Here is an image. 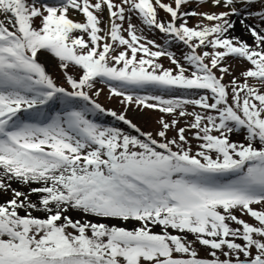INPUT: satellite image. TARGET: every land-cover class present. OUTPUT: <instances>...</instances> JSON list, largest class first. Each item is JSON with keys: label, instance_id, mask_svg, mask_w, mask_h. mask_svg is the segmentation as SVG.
<instances>
[{"label": "snow or ice", "instance_id": "obj_1", "mask_svg": "<svg viewBox=\"0 0 264 264\" xmlns=\"http://www.w3.org/2000/svg\"><path fill=\"white\" fill-rule=\"evenodd\" d=\"M191 2L0 0V14L6 16L0 19V192L12 193L0 205V264H264V210L252 207L264 205V28L246 23L253 16L264 23V11L244 15L237 7L264 5V0H211V6L228 10L184 12ZM157 8L171 20H159ZM70 10L81 13L85 22L71 19ZM105 10L109 23L101 28L97 13ZM133 15L170 37L169 43L186 46V65L155 41L142 43ZM190 16L210 23L189 27ZM232 16L240 18L254 46L230 35L236 26ZM42 50L58 59L71 90L57 85L39 62ZM138 53H143L139 59ZM161 56H168L176 69L154 62ZM230 56L254 66L242 73V84L235 78L222 82L229 71L222 62ZM70 66L79 68V79L68 72ZM98 82L109 86L110 96L122 98L125 113L135 105L167 114L178 111L193 121L178 129V140H169L167 132L178 120L169 124L161 119L157 135L163 142L151 133H141V139L105 127L90 114L107 112L141 131L125 113L106 110L94 99L103 91L96 88ZM54 106L62 107L54 111ZM188 106L203 111L189 112ZM191 129L200 141L195 153L185 136ZM241 130L247 143L233 142L231 134ZM13 181L41 186L26 193L13 189ZM33 194L39 195V204L29 199ZM69 209L140 226L130 230L81 222L65 215ZM30 210L46 217H34ZM235 211L258 224L240 219ZM155 226L160 233L152 231ZM197 242L210 249L211 259L199 258Z\"/></svg>", "mask_w": 264, "mask_h": 264}, {"label": "rangeland", "instance_id": "obj_2", "mask_svg": "<svg viewBox=\"0 0 264 264\" xmlns=\"http://www.w3.org/2000/svg\"><path fill=\"white\" fill-rule=\"evenodd\" d=\"M165 3H169V4H173V0H162ZM29 2H31V0H29ZM93 3L96 2V0H92ZM116 3H119L120 0H115ZM153 2H155V0H153ZM49 3H60V0H49ZM238 6V5H237ZM239 8H241L242 13L244 15L247 14V12H258L260 11V9L262 8V5L259 4H255L252 5L251 7L245 9L243 7V5H240ZM182 10L184 12H190L192 10H195L197 13H212V12H222V11H227L228 9L223 8V7H213L211 6V0H209V3L206 4H202L199 5L197 4L195 1L192 0L191 3H189L186 6H183ZM76 15H78L79 17H75V16H69L71 19H73L76 22H85V17L79 13L78 11H75ZM157 13H158V19L159 20H163V21H169L171 20V17L168 13L164 12L162 9L157 8ZM97 15H99L102 23H101V28H106L108 26L109 23V17H108V13L105 10L103 13H97ZM0 19H6V16L4 14H0ZM188 26L189 27H195L198 23H200L202 21V17L200 16H195V17H188ZM232 20H236L238 21V25H236V30L239 31H244V32H248V30L240 24V18L236 17V16H232L231 17ZM204 24H209L210 22H208L207 20H203L202 21ZM131 23L133 25H136L138 29H141L142 31L138 32V35H141L144 37V40H142L141 42H145L147 40H151V41H155L156 45H159L162 49H164L165 51L168 52H172L175 54L176 59L179 60V62L181 64H185L186 65V61L184 59V54H186L189 50L187 49L186 46H184L181 42L179 41H175L172 40L171 43H169V40L171 39L170 37L165 36V34L161 33L159 30L155 29V28H148L147 26H144L141 22V20L139 19V17L133 15L132 19H131ZM246 23L248 24H252L255 26H258L259 28H264V23H262L258 17H251ZM124 28L128 27V21L126 20L124 22ZM34 27L39 29L41 27V23L39 18H36L34 21ZM103 34V33H101ZM126 37L128 36L127 32L123 33ZM73 35L75 36H79L81 35V33L79 32H75L73 33ZM232 37H237L234 36L232 34H230ZM239 38L242 41H245L244 39H242V35H239ZM84 39L87 41L89 39V37L84 34ZM252 40V39H251ZM247 43L249 45H253L255 44V41L252 40H248L247 39ZM148 47L152 50V51H156L159 50L157 48L152 47V45H148ZM124 48L121 47L118 49V51H122ZM205 49H198V51L202 52ZM210 51V49H208ZM86 51V50H85ZM48 55L50 56L49 58H52L51 61V65L50 64H45L46 70L47 72L52 75L53 79L55 80V82L57 83V85L62 86L67 88L68 90H71L70 85L66 82L65 80V75L64 72L61 70L60 67V63L58 61L57 58H55L53 55L49 54L48 52L42 50L40 54H38V59L40 61L41 55ZM131 55L130 51H129V56ZM143 55V53H138L137 54V58L139 59V57ZM147 58V57H145ZM155 63H159L161 65H163L164 69H176V65L171 63V60L168 56H161L159 58H155L154 59ZM222 66H227L229 71L228 73L224 74V79H223V83L225 84H229L234 78L238 81V83H244L245 78L242 75V73H244L245 71L249 70V69H253L254 66L250 64V62L244 60V59H240V58H234V57H227L226 60L224 62H222ZM216 75L219 77L221 76V72L218 70H214ZM68 72L70 74H72L74 76V78L79 79V77L81 76V71L79 70V68L76 67H69ZM248 83L250 85H255L257 87H260V85L258 84V82L253 79V78H248ZM96 88L97 89H103V91L101 92V94L98 97H94V99H96V101L102 105V107L106 110H112L115 111L118 115L121 113H125V107L126 105L122 104L121 101V97L119 96H110V91H109V86L105 85L102 82H98L96 84ZM262 90H264V88H262ZM93 92L95 91V89L92 90ZM229 91H231L229 89ZM138 94L140 95H145L147 94L144 91L141 90H137ZM201 94H208L206 92V90H200ZM91 94V92H90ZM229 102H231V96L229 97ZM78 107V106H77ZM189 112H193V111H203L199 108H193L192 106H188L187 109ZM92 115H90L89 117H93L92 120H94L95 122L105 126V127H113V128H119L122 132H124L125 134H128L130 136H137L139 137L137 134L131 132L128 128L122 126L121 124H117L114 122H112L111 119L108 118H101L103 115L97 113V112H93L91 113ZM126 114V119L130 120L133 124H135L141 131V133H151L153 138H155L157 141L163 142V138L159 137L157 135V133L159 131L162 130V125L160 123L161 119H163L164 121L168 122L169 124L172 123L173 119L178 120V123L175 125V127H170V129L167 132V138L169 140L176 138L178 140V129L179 128H187L188 125L193 121V117L192 116H185V117H180L178 111L174 114H167V113H162L157 109H149V108H137L135 105L132 106H128L127 107V112ZM214 114V113H213ZM145 115H148L147 118H144ZM116 119V118H115ZM119 121V120H118ZM121 122V121H119ZM195 129H191L185 132V136L187 137L191 148H192V152L195 153L198 150V144L200 143L199 140H197L194 137V133H195ZM216 134V133H214ZM245 131L241 130L240 132H234L231 134L230 139L233 142H238V143H247V141L245 140ZM141 138V137H139ZM143 139V138H141ZM256 147H260V145L257 143L255 145ZM187 147V146H186ZM174 150H176L174 148ZM37 187V186H41V185H34L33 187ZM13 189H17L19 191H22L14 186H11ZM0 205L5 204L7 201L12 199V193L11 191H7V192H0ZM31 199V197H30ZM33 203H37L39 204V195L35 194L34 198L31 200ZM254 209L256 210H264V205H253L252 206ZM32 216L34 217H39V218H45L46 217V213H44L43 211H39V210H30ZM70 212L65 213V215H70L72 217L73 220H80L81 222H84V220L82 218H77V216L75 215H71L69 214ZM19 214L21 216L26 215V212L24 209H19ZM235 215H237L240 219L245 220L246 222H248L249 224H253V225H257L258 222L255 221L254 218H252L249 214H241L240 211H235ZM63 222V221H61ZM93 223H105V221L102 220H95ZM133 224L134 228H130V227H125L124 224L120 221L117 220L115 223H113L112 225L115 226H119V227H124L126 229H135L138 228L140 226V222L135 221ZM109 225V224H108ZM109 225V226H112ZM233 228L239 227V225H236L235 223H232L230 225ZM68 231H72V229H68ZM152 231L154 233H160L161 232V228L159 226H155L152 227ZM168 231L173 234V235H181V236H186L187 239L189 241H193L195 238L192 234L189 233H179L176 230L173 229H168ZM89 235H91V233H88ZM237 243H241L243 244L244 242L242 240H237ZM194 247L196 249V251L198 252V256L199 258H211L209 255L210 249L208 247L205 246H201L198 242L194 244ZM252 253L253 255L256 254V250L253 248L252 249ZM178 255V254H175ZM218 255H220L221 259H224L225 257L223 255H221L218 252ZM240 259L243 260L245 259V257L243 255L240 256Z\"/></svg>", "mask_w": 264, "mask_h": 264}, {"label": "bare ground", "instance_id": "obj_3", "mask_svg": "<svg viewBox=\"0 0 264 264\" xmlns=\"http://www.w3.org/2000/svg\"><path fill=\"white\" fill-rule=\"evenodd\" d=\"M70 15H72V16H75V17H79L78 15H76L75 14V12L73 11V10H70ZM236 21V20H235ZM236 25H238V21H236ZM239 26V25H238ZM240 27V26H239ZM230 34H232V35H234V36H237V37H239V35H242V39H248V40H250V41H252V40H254V38L251 36V34L249 33V31L248 32H244V31H239V30H236V26H235V28L233 29V30H231V32H230ZM247 39L245 40L246 42H247ZM252 39V40H251ZM50 56H48V55H45V54H43V55H41V61L44 63V64H50L51 65V61H52V58H49ZM148 117V115H145V117L144 118H147ZM34 185H38V184H31V185H22V184H19L18 182H15V181H13L12 183H11V186H14V187H16V188H18V189H20V190H22L23 192H28L29 191V189L30 188H33V186ZM36 187V186H35ZM37 187H39V186H37ZM34 195L35 194H33V195H31L30 197H31V199H30V197H29V199L30 200H32L33 198H34ZM1 198V197H0ZM68 212H70L69 214H71V215H75V216H77V218H82L84 221H91V222H94L95 220H102V221H105L106 222V224H109V225H112L113 223H115L118 219H102V218H97V217H94V216H90V215H88V216H85L83 213H80V212H78V211H73V210H71V209H69V211ZM68 216H70V215H68ZM121 221V220H120ZM123 224H124V226L125 227H130V228H134V226L133 225H136V224H133L135 221H132V220H130V221H128V222H123V221H121Z\"/></svg>", "mask_w": 264, "mask_h": 264}]
</instances>
